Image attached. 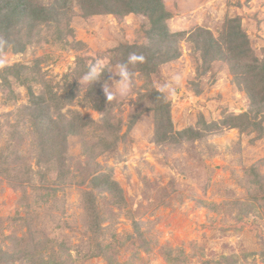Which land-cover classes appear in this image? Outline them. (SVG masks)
<instances>
[{
	"label": "rangeland",
	"instance_id": "rangeland-1",
	"mask_svg": "<svg viewBox=\"0 0 264 264\" xmlns=\"http://www.w3.org/2000/svg\"><path fill=\"white\" fill-rule=\"evenodd\" d=\"M31 1L47 17L32 29L21 23L0 51V248L30 250L23 264H264L263 93L251 102L245 87L257 93L259 74L247 78L244 64L264 59V0H161L171 42L149 38L139 12ZM207 33L240 60V78L206 52ZM235 39L245 57L230 54ZM151 47L177 56L151 67ZM131 53L145 59L128 65L134 77L122 94L113 72ZM98 60L107 65L100 78L84 80ZM175 75L181 83L165 100L157 89ZM39 100L56 132L59 115L87 121L66 138L63 128L52 146L37 126ZM242 113L250 117L241 122ZM165 129L174 135L161 141ZM186 129L201 136L177 134ZM103 175L121 191L94 184Z\"/></svg>",
	"mask_w": 264,
	"mask_h": 264
},
{
	"label": "trees",
	"instance_id": "trees-1",
	"mask_svg": "<svg viewBox=\"0 0 264 264\" xmlns=\"http://www.w3.org/2000/svg\"><path fill=\"white\" fill-rule=\"evenodd\" d=\"M83 2L86 4L85 9H87V13L89 15L93 14H101L104 12L114 14V15H120V14H128V13H142L146 15L149 18V21L151 22L150 29L147 31V35L149 38L154 39V41L161 42V40L171 42L170 38H173L172 35L169 34L167 30V26L164 24L165 19L168 17L169 12H167L163 6V3L161 0H83ZM47 8L39 6L35 4L31 0H0V37L4 38L5 40L11 43V45H14L16 41L18 40L15 34H19L20 32V24H26L27 27L33 28L39 21H43L45 17H47ZM13 27V28H12ZM150 34V36H149ZM208 34V33H207ZM204 35L203 33L200 34ZM170 39V40H169ZM205 44H202L203 47H205V50L207 53H210L212 57L216 56L215 58L223 59L227 61L230 65V68L234 71L239 65L240 60L234 61L233 59H226L227 54L222 53L219 51V45L217 41L212 38L209 34L205 39ZM238 45L236 43L235 39V45H231V49H229L230 54L243 56L245 57L246 54H249V49L247 48V44L243 43V40H238ZM154 44V43H153ZM156 45V44H155ZM157 46V45H156ZM5 49V48H4ZM3 50V49H2ZM149 52L147 53V59L149 63L152 66H156V64L159 63L162 59L171 60L176 58V52L170 55L171 52L166 51L168 48L163 51L161 50V47L148 48ZM1 51V50H0ZM234 63V64H233ZM245 67L247 68L246 74L247 78H249V74L251 75H257L259 74V79L257 84H255V87L257 88V93L254 90H251L245 87L246 91L249 93L251 97V102L255 104L256 97L259 94L261 95L260 104L264 103V59L259 60L258 58L252 57L249 62H244ZM12 68L11 66H8L7 69L9 70ZM153 69V68H152ZM235 77L240 78L239 73L234 71ZM4 79H6L4 77ZM238 81L237 83H239ZM50 102L53 103V100H50ZM33 107L37 108V126L39 130L42 132L41 136L45 139L49 138L50 144L54 146L59 141H56L58 139V133H60L63 128L69 129L67 130L63 138H66V133H76L77 132V126L78 124L83 125V122L87 121L85 117L82 116V114L73 111V116L68 120V118H65L66 116L59 115L57 120L61 121L63 124V128L58 129L56 132V122L51 119L49 109L47 107V102L43 100L32 102ZM93 108L97 111H102L103 106L102 104L100 106L97 105V102H94ZM38 105V107H37ZM59 108V105L57 106ZM166 114L169 113L168 108H166ZM237 119H240L241 122L244 119H248L250 115L248 113H242L240 116H236ZM235 117V118H236ZM47 119H50V121H46ZM166 122L171 125V121L169 120V116L167 117ZM55 123V128L53 124ZM86 123V122H85ZM243 124V123H242ZM249 123H247L248 125ZM232 126H236L234 122H231ZM247 125L243 124L242 128L246 129ZM241 128V129H242ZM107 131V130H106ZM102 131V132H106ZM158 131H156L157 134ZM108 133V132H107ZM190 133L192 137L198 138L201 136V133L199 132H193L190 129H186L182 132H177L178 135L181 134V136H184L185 134ZM57 134V135H56ZM174 133H170L169 129H165L163 131V135L160 137L161 141H165L168 138H173ZM53 139V140H52ZM52 140V141H51ZM65 143V142H64ZM63 143V144H64ZM115 142V138L112 139L109 142V145H113ZM93 182L96 185L99 186H106L107 189H114L115 192H120L121 190L115 186L117 185L114 180H109V178L105 175L103 176H95L93 178ZM120 196L121 194H117ZM26 252H30V250L24 251V254L21 255L14 254L11 252H7L0 248V264H8V263H15V264H23L25 260H28L29 257L32 255L31 252L29 254H25ZM44 264H51L50 260H44L41 256L38 257ZM110 264H119L118 262L110 261Z\"/></svg>",
	"mask_w": 264,
	"mask_h": 264
},
{
	"label": "clouds",
	"instance_id": "clouds-1",
	"mask_svg": "<svg viewBox=\"0 0 264 264\" xmlns=\"http://www.w3.org/2000/svg\"><path fill=\"white\" fill-rule=\"evenodd\" d=\"M8 45V41L4 38L0 37V50L4 49L5 46ZM145 57L143 55H138L136 53H131L128 56L127 62L119 65L117 71L113 72L114 74L120 76V91L121 93L127 92L132 84V80L134 77V73L129 69L128 65H135L137 62H143ZM8 65V57L5 55H0V68H3ZM106 63L104 61L98 60L95 64L90 65V75L85 76L83 79L86 81L96 80L100 78V74L102 70L106 67ZM110 70V69H109ZM111 71V70H110ZM181 76L175 75L172 78L171 82H166L161 85L157 91L161 94H165L164 98L167 100L170 96L174 97L176 95V87L181 83ZM104 93L106 95L107 100H112L115 97V94L111 92L109 89L104 88Z\"/></svg>",
	"mask_w": 264,
	"mask_h": 264
}]
</instances>
